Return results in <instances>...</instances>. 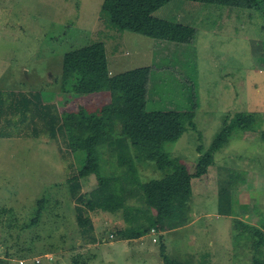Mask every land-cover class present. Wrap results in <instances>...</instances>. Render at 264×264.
<instances>
[{
	"label": "rangeland",
	"instance_id": "obj_1",
	"mask_svg": "<svg viewBox=\"0 0 264 264\" xmlns=\"http://www.w3.org/2000/svg\"><path fill=\"white\" fill-rule=\"evenodd\" d=\"M185 4L184 11L195 18L190 26L198 30L196 50L190 43H157L149 56L147 45L152 39L121 30L129 11L106 0H0V91H47L44 103L64 111L69 129L92 134L88 120L76 116L78 110L83 107L101 116L102 111L109 113L110 98L106 93L62 94L54 79H59L63 55L103 42L108 57L117 56L109 63L115 74L150 64L154 73L146 110L193 113V127L186 123L183 134L165 144L164 150L181 159L190 173L199 155L213 159L207 173L192 180L186 219L196 222L161 233L167 254L191 259V264H250L247 235L238 233L232 216L202 215L217 206V181H240L231 190L236 217L255 224L259 207L264 218V16L252 9ZM173 11L179 10L170 3L154 15L171 16ZM177 46L185 51L175 50ZM235 112L255 114L253 129L233 130L234 136L213 148L224 115ZM112 130L107 124L97 136L98 146L92 148L96 167L84 180L83 192L93 189L97 177L113 170L105 145ZM57 139L47 134L0 137V264H72L75 258L88 264H162L159 234L150 232L136 241H121L111 234L128 224L122 211L89 212L99 243H83L66 178L68 162L78 171L84 151L71 146L70 158H63L59 150L64 146ZM150 165L146 171L138 169L141 182L162 176ZM132 190L128 227L145 226L149 208L144 191L138 184ZM40 201L39 219L31 223Z\"/></svg>",
	"mask_w": 264,
	"mask_h": 264
},
{
	"label": "trees",
	"instance_id": "obj_2",
	"mask_svg": "<svg viewBox=\"0 0 264 264\" xmlns=\"http://www.w3.org/2000/svg\"><path fill=\"white\" fill-rule=\"evenodd\" d=\"M106 2L129 11L121 30L167 43L191 44L194 41L196 29L187 22L191 20V15L184 11L186 2L252 9L258 12L255 13L258 16H264V0H106ZM170 3L173 4L175 11H179H173L174 14L171 16L166 12L154 15ZM149 74L150 68L142 66L110 75L103 42H93L63 55L59 79H54L59 84L62 94L81 96L106 93L110 98L109 113L105 111L103 114L102 111L101 116L89 114L83 107L79 108L76 116L88 120L91 130L94 131L92 134L77 131L75 128L69 129L64 111L59 112L53 103H44L49 97L47 91L45 93L40 89L33 92L12 89L0 91V137L17 135L38 138L42 134H47L55 141L60 137L64 147L59 153L66 159L70 158L71 146L84 151L83 154L79 152L82 154V164L78 171L73 170L74 165L71 161L68 162L69 177L66 178L67 192L75 201V218L84 244L99 243V239L93 233L94 227L89 212L114 214L122 211L128 224L111 232L118 240L139 239L157 227L164 231L185 225L190 219L186 218L187 202L192 195V180L203 177L212 162L211 155L201 154L196 160L195 169L190 173L181 159L169 155L164 150L165 144L176 142L187 127H193V113L178 110L147 111ZM223 118L221 127L213 137L211 143L213 148H217L222 140L234 136L235 132L231 135L233 130L251 131L255 123V114L250 112H235L232 115H224ZM107 124L113 129L105 141L113 170L108 176L97 177L93 189L83 192L81 189L84 180L96 167L92 148L98 146L97 136ZM150 163H153V172H160L162 176L141 182L138 169L146 171L151 166ZM234 176L240 178L239 173H234ZM239 182L217 181V213L221 216H232L238 233L247 235L252 250L250 264H264L262 220L264 218L262 214L256 213L257 221L252 224L236 217L231 190ZM137 184L144 191L149 208L145 212L149 216L146 214L148 223L145 226L137 225L134 228L128 227L131 216H127L126 211L132 207L127 201L128 197L129 199L134 197L132 186ZM41 205L42 201L38 202L39 207L30 220L31 223L39 219ZM158 234L162 264H191V259L171 258L167 254L163 235ZM72 264L88 263L75 258Z\"/></svg>",
	"mask_w": 264,
	"mask_h": 264
},
{
	"label": "crops",
	"instance_id": "obj_3",
	"mask_svg": "<svg viewBox=\"0 0 264 264\" xmlns=\"http://www.w3.org/2000/svg\"><path fill=\"white\" fill-rule=\"evenodd\" d=\"M199 12V11H198ZM195 18L194 17H191V20H187V22H188V24L189 25H192V21L194 20ZM197 34H198V30L196 29V36H197ZM151 42V43H150ZM149 43H148V45H147V47L149 48V50H148V54H149V56H152L153 55V53H154V49H155V46H156V44L157 43H159V44H163V43H167V42H164V41H160V40H151ZM191 45H192V49H193V52L196 50V47L194 46V41H193V43H191ZM165 46V48H167V46H168V44H166V45H164ZM104 47H105V53H106V46L104 45ZM181 47H183V46H177L176 48H175V50H181V51H185V48H181ZM168 50H169V47L167 48ZM110 50V49H109ZM136 50H137V48H136ZM112 52H116V49L115 48H113L112 50H111ZM191 51V50H190ZM165 52L167 53L168 51H166L165 50ZM192 52V51H191ZM106 58H107V64H108V69H109V72L111 73V74H115V72H116V70H114L112 67H110V65H109V63H110V60L112 59L113 61L114 60H116L117 59V56H115L114 58H111V57H108V53H106ZM144 67V66H148L149 68H150V74H149V80H148V85H147V87H149V81H150V76H151V73L153 74L154 72H152V69H151V65L150 64H148V63H145V64H142V65H139V66H137V67ZM133 68H134V66H133ZM128 69H130V68H125V70H128ZM155 75H156V73L153 75V77H155ZM168 110H171V109H168ZM163 111H166V110H163ZM182 111V110H181ZM211 159H212V156H211ZM212 161H213V159H212ZM215 196V195H214ZM231 197H232V194H231ZM243 200V199H242ZM232 201H233V198H232ZM264 204V203H263ZM261 205V206H263L264 207V205ZM257 205H260L259 203L257 204ZM262 207V208H263ZM258 211H259V207L257 208V212L256 213H258ZM253 212V211H252ZM251 212V213H252ZM261 214V213H260ZM202 217H221V215H219L218 213H217V209L215 208V210L213 211V212H211L210 214H203L202 215ZM225 217H228V216H225ZM229 218H231V217H229ZM263 218V217H262ZM190 219H191V217H190ZM215 220V219H214ZM194 222H196V219H194V220H189L188 222H187V225L189 226V225H191V224H193ZM186 224L184 225V226H187ZM182 227V226H181ZM158 229H159V227H158ZM170 230H165V231H160L159 233L161 234H164L165 232H169ZM142 238V237H141ZM141 238H139V239H141ZM139 239H132L131 241H136V240H139ZM121 241H128V240H121Z\"/></svg>",
	"mask_w": 264,
	"mask_h": 264
},
{
	"label": "built area",
	"instance_id": "obj_4",
	"mask_svg": "<svg viewBox=\"0 0 264 264\" xmlns=\"http://www.w3.org/2000/svg\"><path fill=\"white\" fill-rule=\"evenodd\" d=\"M151 233L154 235V234H158L159 233V231H158V228H153V229H151ZM154 240V239H153ZM37 262H39V261H37Z\"/></svg>",
	"mask_w": 264,
	"mask_h": 264
},
{
	"label": "clouds",
	"instance_id": "obj_5",
	"mask_svg": "<svg viewBox=\"0 0 264 264\" xmlns=\"http://www.w3.org/2000/svg\"><path fill=\"white\" fill-rule=\"evenodd\" d=\"M158 228V227H157ZM158 231L160 232V229H158ZM152 234V233H151Z\"/></svg>",
	"mask_w": 264,
	"mask_h": 264
}]
</instances>
